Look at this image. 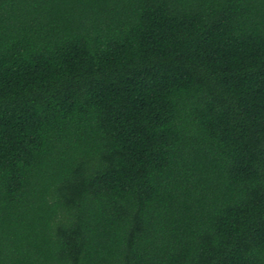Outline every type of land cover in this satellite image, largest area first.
<instances>
[{
    "label": "trees",
    "instance_id": "trees-1",
    "mask_svg": "<svg viewBox=\"0 0 264 264\" xmlns=\"http://www.w3.org/2000/svg\"><path fill=\"white\" fill-rule=\"evenodd\" d=\"M0 264H264V0H0Z\"/></svg>",
    "mask_w": 264,
    "mask_h": 264
}]
</instances>
